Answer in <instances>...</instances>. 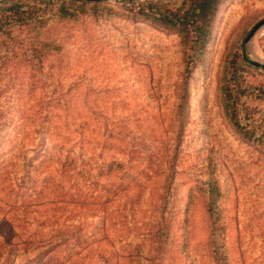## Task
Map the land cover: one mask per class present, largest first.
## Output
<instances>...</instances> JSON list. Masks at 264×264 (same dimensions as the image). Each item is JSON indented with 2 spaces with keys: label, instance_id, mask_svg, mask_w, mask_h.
<instances>
[{
  "label": "rangeland",
  "instance_id": "obj_1",
  "mask_svg": "<svg viewBox=\"0 0 264 264\" xmlns=\"http://www.w3.org/2000/svg\"><path fill=\"white\" fill-rule=\"evenodd\" d=\"M125 1L103 0L77 21L46 27L41 39L60 50L44 49L42 62L33 31L20 32L0 74V156L27 132V155L51 158L21 199L30 201L24 226L36 229L44 211L36 202L55 195L68 231L79 229L77 244L52 253L60 264H264V144L241 138L220 98L224 63L239 53L249 64L244 81L260 88L243 107L264 127V68L251 64L264 65V25L246 41L264 0L219 6L180 114L178 33L134 18L143 0ZM73 130L95 173L115 159L130 175L93 179L86 165L79 175L59 166L54 144Z\"/></svg>",
  "mask_w": 264,
  "mask_h": 264
},
{
  "label": "trees",
  "instance_id": "obj_2",
  "mask_svg": "<svg viewBox=\"0 0 264 264\" xmlns=\"http://www.w3.org/2000/svg\"><path fill=\"white\" fill-rule=\"evenodd\" d=\"M223 1L143 0L131 8L134 18L178 33L183 62L178 114L182 113L186 81L204 55L218 8ZM97 5V2L80 0H0V74L17 56L20 32L26 29L33 31L38 62H42L44 49L53 53L60 50L55 42L48 43L41 39L42 31L52 24L77 21L86 14L87 6ZM248 65L239 53L227 56L220 85L221 107L225 119L241 138L264 144V127L255 123L243 107L244 99L249 98L253 90H260L246 83L242 77ZM21 135V139L0 156V170L5 176V179H0V227H5L8 232V237L0 233V264H13L14 260L25 256L28 257L26 261L19 264H56L52 253L68 243L71 246L70 242L77 244L79 229L74 227L71 233L68 231L63 217L66 203L55 195L43 197L36 202L35 207L44 208L42 220H36V229L24 226L30 201L25 199L22 207L21 199L35 187L41 168L51 158L39 160L28 156L31 150L24 145V141L28 139L29 133L23 132ZM54 145L59 148V152L52 155L53 159L59 166L68 167L76 175L82 173L84 165L87 166V176L93 179L112 173L122 177L130 175L115 159H110L107 165L99 166L95 173L96 169L89 162H82L85 147L75 130L68 132L64 142H56ZM63 148L64 163L61 165L57 157ZM90 158L87 159L90 161ZM158 239L159 235H156L155 242Z\"/></svg>",
  "mask_w": 264,
  "mask_h": 264
},
{
  "label": "water",
  "instance_id": "obj_3",
  "mask_svg": "<svg viewBox=\"0 0 264 264\" xmlns=\"http://www.w3.org/2000/svg\"><path fill=\"white\" fill-rule=\"evenodd\" d=\"M80 1H85V2H101L103 0H80ZM264 25V19L259 21L253 28L252 30L249 32L248 34V37L246 38V41L248 39H250L252 37V35L255 33V31H257V29H259L260 27H262ZM251 64L254 65V66H259V67H262L264 68V65L262 64H259L257 62H254V61H251Z\"/></svg>",
  "mask_w": 264,
  "mask_h": 264
}]
</instances>
